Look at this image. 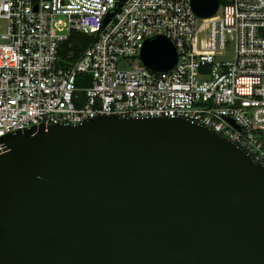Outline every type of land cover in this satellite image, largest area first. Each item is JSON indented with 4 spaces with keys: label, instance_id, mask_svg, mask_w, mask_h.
<instances>
[{
    "label": "water",
    "instance_id": "obj_1",
    "mask_svg": "<svg viewBox=\"0 0 264 264\" xmlns=\"http://www.w3.org/2000/svg\"><path fill=\"white\" fill-rule=\"evenodd\" d=\"M191 6L209 19L220 0ZM141 59L162 73L178 53L159 37ZM0 264H264V165L180 118L103 116L4 136Z\"/></svg>",
    "mask_w": 264,
    "mask_h": 264
},
{
    "label": "built area",
    "instance_id": "obj_2",
    "mask_svg": "<svg viewBox=\"0 0 264 264\" xmlns=\"http://www.w3.org/2000/svg\"><path fill=\"white\" fill-rule=\"evenodd\" d=\"M191 3L0 0V138L103 116L180 118L264 165V0L220 1L209 19ZM74 32L93 39L78 58ZM159 37L178 53L168 72L141 59Z\"/></svg>",
    "mask_w": 264,
    "mask_h": 264
},
{
    "label": "trees",
    "instance_id": "obj_3",
    "mask_svg": "<svg viewBox=\"0 0 264 264\" xmlns=\"http://www.w3.org/2000/svg\"><path fill=\"white\" fill-rule=\"evenodd\" d=\"M220 1L222 4L225 3V0H220ZM92 41H93V39L91 37L84 35V34L74 32L71 35V38H70V41L68 44L73 45V49L76 53L75 58H78L79 56H81L83 54V52L91 44Z\"/></svg>",
    "mask_w": 264,
    "mask_h": 264
}]
</instances>
